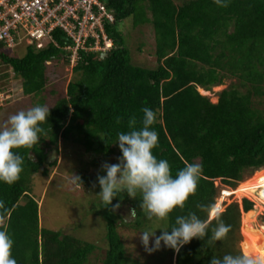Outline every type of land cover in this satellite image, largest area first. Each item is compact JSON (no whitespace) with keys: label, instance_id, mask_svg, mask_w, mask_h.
Masks as SVG:
<instances>
[{"label":"trees","instance_id":"16d2710c","mask_svg":"<svg viewBox=\"0 0 264 264\" xmlns=\"http://www.w3.org/2000/svg\"><path fill=\"white\" fill-rule=\"evenodd\" d=\"M105 6L114 20L104 23L112 47L105 52L78 51L71 69L77 77L49 107L42 125L45 134L35 145L17 150L24 161L18 180L0 183L4 202L0 230L14 241L11 255L17 264L87 263L93 244L39 226L38 204L30 196L31 179L36 174L46 176L47 168L54 167L51 153L57 151L59 140H71L97 157H119L114 144L117 133L128 131L130 116L136 117L139 127L144 107L157 117L153 155L168 161L171 174L175 176L187 163L202 165L195 192L184 208L173 209L162 227H171L176 216L190 211L206 218L210 228L218 220L230 226L223 241L210 244L193 239L179 253L165 248L169 264H208L214 255L243 253L240 218L254 212L253 204L246 199L240 204L231 201L212 219L196 206L215 205L222 188H242L255 171L264 170V109L256 106L264 96V0H228L227 7L214 0H105ZM127 19L130 23H124ZM144 24L154 32V68L134 65L125 39V26ZM51 38L54 44L40 50L27 45L21 57L0 46V61L21 80L23 96L43 91L46 62L70 61L64 50L69 43L66 35L55 29ZM225 79L235 81L218 93L216 103L198 91H210ZM78 176L79 184L86 186L88 177ZM121 196L112 204L129 202L136 213L130 226L143 230L149 221L139 197ZM106 208L102 216L107 247L101 264H139L126 255L112 205Z\"/></svg>","mask_w":264,"mask_h":264},{"label":"rangeland","instance_id":"374dc122","mask_svg":"<svg viewBox=\"0 0 264 264\" xmlns=\"http://www.w3.org/2000/svg\"><path fill=\"white\" fill-rule=\"evenodd\" d=\"M125 22L130 23V20L127 19ZM124 34L130 49L132 63L141 67L154 68L156 65L153 58L155 37L151 25L144 24L132 29L127 25L124 27ZM8 51L14 56L21 57L25 53V45L23 43L18 44ZM74 63L71 61L66 63L56 59L46 62L47 81L43 91L37 96H23L20 87L21 80L14 78L10 69L3 66L0 69V75L6 74V77L0 78V84L11 96L7 99L0 113V126L5 125L8 117L20 110H27L39 102L49 108L62 98L66 94L68 82L77 77L71 70ZM234 81V79H225L222 85L213 87L210 91L205 92L201 89L198 91L207 96L211 103H216L218 93ZM256 106L264 109V96L261 98V104ZM117 160L118 157L115 155L106 158L97 157L86 152L83 147L74 144L71 140H59L57 151L51 153L50 161L56 163L54 167L47 168L48 174L46 176L36 174L31 179L30 196L38 204L39 226L52 231H61L63 234H71L79 240L93 244L95 249L88 256L86 264H101L105 255L107 242L102 215L107 208L101 207L99 198L95 196L100 191L98 184H96V177L97 175H104L101 165L105 163L115 164ZM263 172V169L255 171L253 176L242 184V188H236L234 191L225 188V196L218 198V203H222L221 209L215 215L231 201L240 204L243 199H246L253 204L251 210L254 211V215L249 220L250 226L255 233L262 232L264 235V205L261 202L262 196H259V179L256 176V174ZM78 173L88 177L86 186L73 183L72 176H78ZM254 176L255 181L253 180ZM241 189H248L249 191L242 194L237 193ZM119 204L120 207L115 211L112 209V212L117 215L118 233L130 260L139 264H169V258L163 245L160 250L149 254L142 245L139 234L144 230L162 229L165 220L149 221L143 230L134 229L130 225L135 221L136 213H131L133 211L131 204L129 202ZM213 216L210 215L209 218ZM240 220L241 232L242 222L246 220V217L241 214ZM159 234L160 232L157 230L156 235ZM243 234L244 232H241L243 253L253 256L258 254L264 257V242L257 237L258 235L256 236L259 242L258 250H255L253 244L249 242L252 236L244 234L249 239L248 242L251 243L249 246L245 244ZM149 247H151V239Z\"/></svg>","mask_w":264,"mask_h":264},{"label":"clouds","instance_id":"9594fccd","mask_svg":"<svg viewBox=\"0 0 264 264\" xmlns=\"http://www.w3.org/2000/svg\"><path fill=\"white\" fill-rule=\"evenodd\" d=\"M214 3L220 7L228 6V0H214ZM141 112L139 127L136 117L130 116L127 121L128 131L117 133L114 144L118 146L121 155L117 163L101 165L104 175L96 177L100 191L95 196L99 198L101 207L112 205L113 211L120 204L117 202L113 205L112 201L122 199L121 193H126L130 198L139 197L145 218L150 222L162 221L168 218L174 208H184L185 202L196 190L202 165L187 163L173 176L168 161L153 155V149L158 143V133L153 128L157 120L156 113L149 107L142 108ZM48 116V107L35 105L10 115L5 125L0 126V183L11 185L18 180L24 161L17 150L38 143L40 136L45 134L42 125L47 122ZM72 180L79 184L80 178L72 176ZM218 198L215 205L198 204L196 207L205 214L215 215ZM3 208L4 202L0 200V209ZM131 213H135V210ZM157 230L159 235H156ZM229 231L230 226L222 220L210 228L206 218L202 219L196 212L190 211L186 215L176 216L171 227L144 230L139 234L146 252L151 254L160 250L162 245L179 253L193 239L214 244L225 240ZM13 243L10 234L0 230V264H17L11 255ZM208 264H264V257L227 252L212 256Z\"/></svg>","mask_w":264,"mask_h":264},{"label":"built area","instance_id":"2783aa9c","mask_svg":"<svg viewBox=\"0 0 264 264\" xmlns=\"http://www.w3.org/2000/svg\"><path fill=\"white\" fill-rule=\"evenodd\" d=\"M113 21L105 0H0V46L11 49L23 43L42 49L54 44L51 33L59 29L69 41L64 50L75 62L79 50L105 52L112 47L104 23ZM10 96L0 84V113ZM225 192L220 190V196Z\"/></svg>","mask_w":264,"mask_h":264},{"label":"bare ground","instance_id":"6f19581e","mask_svg":"<svg viewBox=\"0 0 264 264\" xmlns=\"http://www.w3.org/2000/svg\"><path fill=\"white\" fill-rule=\"evenodd\" d=\"M257 178L259 179V184H258V188H260V192H259V196L261 195L262 198H261V202L262 204L264 205V172L261 173V174H256ZM240 188V187H239ZM238 189V188H237ZM248 192L249 190L248 189H241V190H238L237 193H243V192ZM216 212H218L221 207H220V204H217L216 206ZM211 216H213V214L210 213ZM254 215V212L251 213V214H244V216L246 217V220L242 222V231L244 232V234L246 235H251V239L249 242H251L253 244V247L255 250H258V245H259V242H258V238L264 242V235L262 234V232L260 233H255L254 230L251 228L250 226V219L251 217ZM212 218V217H211ZM263 230V229H262ZM264 233V232H263ZM258 235V236H257ZM258 238H257V237ZM252 240V241H251ZM249 243V244H251ZM251 251V250H250ZM254 253V252H253ZM258 255V254H257Z\"/></svg>","mask_w":264,"mask_h":264},{"label":"water","instance_id":"95a60500","mask_svg":"<svg viewBox=\"0 0 264 264\" xmlns=\"http://www.w3.org/2000/svg\"><path fill=\"white\" fill-rule=\"evenodd\" d=\"M217 184H218V183L215 181V182H214V185L217 186ZM210 219H211V218H210Z\"/></svg>","mask_w":264,"mask_h":264}]
</instances>
